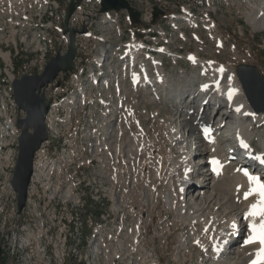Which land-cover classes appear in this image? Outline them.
<instances>
[{
	"label": "rangeland",
	"instance_id": "rangeland-1",
	"mask_svg": "<svg viewBox=\"0 0 264 264\" xmlns=\"http://www.w3.org/2000/svg\"><path fill=\"white\" fill-rule=\"evenodd\" d=\"M64 2L65 0H0V51L6 53L10 58V62H8L0 56V120H2L0 123V145L6 142V136L3 132V119L7 113L9 72L12 71L15 77L23 72L30 60H37L33 51L39 50L43 43H46L47 46L50 44L55 49L63 45L60 40L62 37L55 30L57 27L55 17L51 18L50 13L53 12L54 16H59L60 12L66 8ZM134 3V6L136 5L135 7L141 13L139 23L134 26L123 12L111 15L107 22L101 21L102 17L99 16H94L90 20L89 16H86L82 10H79L76 16L78 20L91 21L90 36L77 38L79 53L73 75L78 76V78L71 82L69 76H65L60 88L51 86L46 92L50 101L56 105H61L58 114H54L60 122L58 123L60 133L57 135L54 131L51 132L48 142L35 159V176L30 188L29 208L25 215L17 217L9 209L1 210L0 208V233L4 236V244L6 245L2 248L0 259L4 264H11V259L7 255L8 253L12 255L14 250H17L18 254L28 255L29 258L24 260V264L26 261L29 264H58L57 259H61L58 257L61 255L56 256L51 243L57 237L62 238L64 234L67 236L65 264H117L115 250L119 245H125L131 241L138 216L140 225L138 248L144 247L147 252L152 254L153 260H158L160 264H213L211 262L216 261L214 257L217 256L212 257L211 253L203 252L194 244L195 236L204 240L205 236L202 235L201 231H195V236H191L190 226L177 222L173 212L168 207L169 205H166L165 199L169 196L167 179L159 185L149 182L148 187L141 186V182L133 183L136 178L139 180V175L137 174V177L134 175L137 173L138 163L145 159L146 155L141 153L137 158L133 155V158L129 159V154H124L121 157V152L115 153L114 146L120 145L121 141L119 142L118 133L116 134L113 129V121L107 127L109 132L106 135L108 140L105 150L108 151H97L96 145L101 137V134L98 133H102L101 120L102 112L105 109L100 106L102 93L101 89L92 85L87 89L88 95L84 100L77 97L76 90L84 79L79 76V73L85 65L89 69L102 72L103 69H98L94 64L98 53L101 51L120 53L134 33L137 39L145 42V49L157 51L154 56L156 62H161L160 69L170 79L174 78L175 82L178 80L177 76L181 75L180 79L191 81L192 75L197 73V70H201L199 65L194 68L191 62L186 61L188 53L216 60L234 71L240 64L252 65L264 77V28H254L251 23L246 21L245 15L247 12H251V6L263 8L264 0H134ZM154 6L156 9L152 11ZM207 10L211 13L209 18L204 17L203 14ZM153 13H155L154 19H152ZM184 13L193 17L194 24L188 25L181 22L182 25H176L177 21L174 16ZM202 18L205 20V24H215L216 30L213 29V34L215 39L221 40L220 46L215 45V41L209 42L211 37L204 30L205 24L196 27ZM259 23L260 21H258ZM199 36H202V42L198 41ZM62 40L64 39L62 38ZM163 58L164 60H162ZM114 60L117 62L115 58ZM105 63L108 64V62ZM148 68H151L150 73L152 74L154 69L151 66ZM184 74L185 77H183ZM128 79L129 77L125 83L121 84L122 91L127 89L136 95L145 94L148 91L131 88ZM116 80L117 77H111L109 84L114 83L116 85ZM197 83L199 82L193 83L192 87L196 88ZM106 95L108 97L114 96L116 90L110 87L106 91ZM67 99L72 100L70 106H65ZM129 99H131L130 96ZM141 99L137 98V100ZM107 100L109 101V99ZM109 103L111 102L109 101ZM185 107L187 105H184ZM143 108L155 110L169 121L173 120L171 112L175 113L172 108H168L165 104L158 107L154 104L145 103ZM176 108L183 111L180 106H176ZM135 113L136 116H139L137 111ZM206 113L208 119L202 122L203 125L210 121L208 126L215 129L217 120L213 121L214 117L212 118L207 110ZM180 115L181 113L178 112L170 125L176 128L177 135L185 139L186 147L189 149L192 139L191 133L187 131L188 128L179 126ZM182 117L187 120L189 116L182 115ZM65 119H69V132L66 136L63 135V128L60 125L61 121ZM141 120L143 122L142 128L147 132L146 138L151 139L155 135L161 137L162 128L166 124L163 118L157 117L154 124L150 123L153 122V119L144 120L141 118ZM181 122L183 124V121ZM246 124L254 127L251 121ZM200 126L196 125V130ZM196 134L198 135L199 132L197 131ZM214 134H217V131ZM127 139L128 133L121 138L123 142ZM250 141L257 152L262 150L260 142H264V125L252 129ZM223 142L224 144L221 145L220 142V145L225 152L229 151L231 144L225 140ZM137 147L141 148L133 144L125 145L124 150L133 153L137 151ZM169 147L171 145H165L161 140L154 142L152 155H155L154 151L158 154L160 150H163L162 152H167V150L176 152L174 148L168 149ZM203 148L205 146L200 147V149ZM190 151L192 153L188 158L194 167L191 168L189 175H193L196 173L195 165L200 162V158L205 159L209 154L207 152L197 154L194 148ZM2 155L0 152V156ZM123 163L126 166H132V171L127 173ZM206 167V164L202 165V169ZM199 168L201 167L199 166ZM128 169L130 168L128 167ZM138 172L140 173V170ZM119 173L121 177L115 181ZM206 174L202 172L195 177L196 184L199 180L209 182L204 180L208 177ZM1 184L0 176V186ZM151 186L157 188V191L151 190ZM132 190L135 191L134 193L154 192L151 195L152 198L142 197V202L147 204L143 203L141 209L135 200L133 211L130 212L131 206L128 202L131 203V200L134 199V194H129ZM213 190L214 185L212 186L211 179V183L203 190L206 198L199 196L196 200L198 190L184 194L185 199L190 203L188 209L193 210L200 201L206 200V209L211 207L210 211L213 212V216H220L224 214V209L229 210L233 207L232 203L234 202L230 198L229 200L226 199L224 205L222 204L223 199H221L222 207L212 209L215 204L213 196H217L214 195ZM191 194L192 199H190ZM157 195L160 200L155 198ZM223 207L225 208L222 209ZM240 208V210H244L242 205ZM206 209L199 212L200 216H211L212 212L208 213L209 210L206 211ZM230 211L232 210L230 209ZM233 211L228 215L230 216L231 213L233 215ZM228 215L223 218H229ZM238 222L237 220L236 224ZM18 225H22V227ZM219 225L218 228L221 227ZM241 226L243 227L242 223ZM15 228L20 230L22 238ZM240 234L235 239V246H241L243 243L242 241L247 235L246 226L244 233ZM99 236L104 237V248H101L100 251L97 248L93 250L92 246ZM179 237L183 238V244H179ZM25 240L31 243L28 251L27 249L23 251V248H27ZM77 242L80 245L76 248ZM60 244V242H56L57 247H60ZM226 249L225 246L218 254L221 256ZM91 250L93 251L90 252ZM238 251L237 248L231 249L228 257L224 259L225 261H220L219 264H244L255 251V246L242 253ZM123 252L125 258L129 259L127 249ZM101 253L108 255L112 262H106L101 257ZM99 257L100 259H98ZM136 257L138 254L133 256V258ZM133 263L135 260H130V264Z\"/></svg>",
	"mask_w": 264,
	"mask_h": 264
},
{
	"label": "bare ground",
	"instance_id": "bare-ground-1",
	"mask_svg": "<svg viewBox=\"0 0 264 264\" xmlns=\"http://www.w3.org/2000/svg\"><path fill=\"white\" fill-rule=\"evenodd\" d=\"M252 7L253 6H251V12H247L245 14L246 21L251 23V25L254 28H259V27L264 28V7L263 8H260L258 6L253 7V10H252ZM203 14H204V17L209 18L211 13L210 11L207 10ZM185 20H187L189 24L195 22L193 18L189 15L186 16ZM258 21H260L259 24H258ZM105 22H107L106 18H105ZM202 24H205V20H203V18L199 20L196 27H199ZM176 25H182L180 18H177ZM213 29L216 30V26L213 23L205 24L204 26V30H206L208 32V35L211 37V40L209 42L215 41V45L220 46L221 40L218 38L216 39L214 38ZM84 36L86 37L88 36V34ZM201 40H202V36H199L198 41H201ZM145 48L146 47L143 46V42L138 41L133 36L126 43V45H124V54H125L124 60L127 59L126 65L128 64L130 65L133 63L134 68H132V66L131 68L130 67L123 68L121 64H119V62H115V60H112V59H109V60L107 59V62L110 65L109 71H111L112 73L110 74L107 73L106 75L95 73L94 76H92L91 78L83 79V81L81 82V84L78 86L76 90L77 92L76 96L84 100L86 98V95H88L87 89L91 87L92 85H95L98 89H101L102 95H100L101 97L100 106L105 109H104V112H102L103 113L102 120H101L102 133H98V134H101V137L99 136L101 140L97 139L99 141V142L97 141L98 144L96 145L97 151H101V150L108 151V150H105L107 149L106 143L108 140V136L106 135L109 132V129H107V127L113 121V124H112L113 129L115 130L116 134L118 133L117 136L120 139L119 142L121 141L120 145L117 144L114 146L115 153L117 151L121 152V157L124 154H129L128 156L129 159H132L133 155L137 158L141 153H145L146 155V158L140 161L137 165V169L140 170V173L137 170V173L134 175V177H137V174H138L140 181L138 180V178H136V180L135 178H133L135 180L133 181V183H136L137 181V182L142 183L141 186H147V184L149 186V182H153L155 185H159V184H162V182H164V180L167 179L168 188H169V196L167 195L168 197L167 198L165 197L166 205H169L168 207L173 212L177 222L185 223L186 225L190 226L189 232L191 236L192 235L195 236V231H198V230H200L202 235L205 236L204 240H201L198 238V236H195L194 244L198 248H200V250H202L203 252L208 251L209 253H211L212 257L217 256V257H214L216 261H212L211 263L213 264L220 263V259L218 258L220 257V255L218 253H220V251L225 247V245H227L228 249L230 250L237 248V250H239L238 251L239 253L246 251V249L250 250L252 247L255 246V251H253V254L250 256V259L248 260L247 263H244V264H248L249 261L254 257L256 250L259 248V245L258 244L243 245L242 243L241 246H235L233 237H236L239 231H241V229H242L241 235L244 233V227L245 226L247 227V221L244 218V213L248 211L249 204L253 203L256 198L250 197L247 200L244 198V192L247 191L249 188V181L247 177L242 173V171H239V170L247 168L248 171L253 173L254 175L258 176V174L251 171V169L245 164L238 165L230 161V158L228 157L227 152H225L224 148H222L221 146L222 144H224L223 141L224 140L227 141V140L225 138H221V136H224V137L229 136L232 139H234V136L232 134L233 133L232 129L235 127L237 130L236 131L237 135H241L242 138H246L247 140H250V138L252 137V129L254 127H259L261 123H262L261 126L264 125V112L263 113L255 112L249 106L248 102L246 101V98H245V95L242 89V85L233 69H230L227 66L220 64L216 60L206 59L197 54L190 53V56L193 58L192 64L194 68H196V66L199 65L201 67V70H197V73H194V75H192L191 81L180 79V77H182L181 75L179 77L177 76L178 80L177 82H175L174 78L170 79L160 69L157 63L158 61L156 62L155 60V56H154L155 53L150 54L149 52L143 50ZM101 53L103 57L108 56L106 51L104 52L101 51ZM41 54L43 55L41 56L39 61L34 60L35 62H33L31 66H28V71H31V69H36L37 72L42 70L45 52H42ZM0 56H2V58L6 59V61L9 62L8 56L6 53L4 54L0 51ZM98 57H100V54H98ZM148 66H151L154 70L152 71V75L146 78L145 76L148 75L151 70V68H148ZM106 70L107 69L105 68V72ZM132 72L140 75L142 83L144 82V80L148 79L147 82H144V86H142V83H141L138 87H136V89L148 90L145 94L141 93L140 95H136L128 91L127 89L122 91V89L120 88L121 84L126 82L127 76L130 75ZM9 76H11V73H9ZM113 76L117 77L116 85H114V83L112 84L110 83L109 85V82H110L109 79ZM183 77H185V74L183 75ZM197 81H203L202 83L205 84V86H207L209 90L211 91L212 94L210 96H212V98H210V102L211 100H219V97H222L227 91H232L235 94L234 99L228 110H223L221 111V113H219L217 109L215 113L214 119L218 120V122L220 123L215 128V131H217V134H214V132H212L211 130L207 136H202V128L205 127L206 125L201 126L198 130H196V127H195L197 124H200L201 122L206 121L207 119L206 109L208 111V107L212 103L211 104L208 103L207 106H205L206 109L204 107L201 113L199 115L196 114L195 116L192 110L184 108L182 105H180V103L179 104L172 103L169 106L167 105V107L172 108V110L175 112V113L171 112L172 113L171 118L173 117L172 121H174L175 115H177L178 112L181 113V115L179 116L180 117L179 126L181 128L183 127L188 128V132L191 133V137L193 140V142L191 143V148H194V146L197 144V149H196L197 154L198 153L202 154L205 152L209 154L208 157H206L205 159L200 158V162L198 163L200 164V166L203 164L207 165L206 171L205 170L204 171L207 173L206 175H208V177H206L204 180H208L209 182H203L202 180H199L200 182H198V184H199L200 190L198 191L196 200L198 199L199 196L201 198H204L206 196L204 195V191H203L204 187L208 186L211 183V179H212V186L214 185L213 191L215 192L214 195H217L216 197L213 196V199H215V204L212 207V209L215 207L217 208H219L220 206L222 207V205L220 204L221 199H223L222 204L224 205V203L226 202V199L229 200L230 198H232L234 203H232L233 207L231 206L232 208L230 209L232 211L235 210L237 212L234 213L235 211H233V215L232 213L230 214L231 217L228 214L232 211H230V209L229 210L224 209L225 207L222 208L224 209L223 210L224 214H221L220 216H213L214 215L213 212L210 211L211 207L206 209V206H205L206 200L200 201L198 206L196 205L194 206L193 210H191L190 208L188 209V206L190 205V203L188 202V200L185 199L186 197L184 196L185 193L183 192V189L186 183H194V180H192V177H190L192 175L189 176L190 170L192 167H194V165L190 163V160L188 158L190 153L188 152V149L186 147L185 140L181 136L177 135L176 128L170 125L172 121H169L163 116H160L155 110L151 111V110H145V108H143V105L145 103L154 104L159 107V105L165 104L163 101V98H164L163 96L166 95L167 90H169L171 87H177L176 89L177 91H182L183 87L185 88L186 86H191L193 83ZM110 87L116 90V95L108 97L106 95V91L109 90ZM188 90L192 91L191 87ZM57 94L58 92L55 94L56 97H57ZM129 96L131 99H129ZM137 98H140V99L142 98V99L137 100ZM107 99H109L111 103H109ZM65 102H66L65 106H70V104L72 103V100L67 99ZM207 102H209V100ZM176 106H180L183 109V111H181L180 108H176ZM224 106H221V109ZM237 106L242 107L240 112L238 113L234 112V109ZM6 107L9 112L8 114L9 117L5 118V125H4L5 132L11 139V142L9 144L14 145L17 132H16L15 127L13 126V123H10V122L9 124L7 123L9 119L12 120V114H17L16 107L13 104V101L11 98H9L6 104ZM59 108H61V105H56V103L52 104L50 113L48 115V121H47L49 131L50 130L54 131V133L56 134H58L60 131L58 129L59 127L58 123L60 122L58 121L57 117L54 116V114L55 113L58 114ZM194 108L195 106H193V110ZM122 110L123 112L121 113ZM136 111L139 114V116H136V113H135ZM182 115L189 116V117L186 120L182 117ZM157 117L163 118V121L164 120L166 121L165 126H163L162 128V135L160 138L159 136L155 135L153 138L148 139L146 138L147 136L146 130L142 128L143 122L141 118H143L144 120L153 119V122H150V123L154 124ZM139 120L141 121L140 123H139ZM68 121L69 119L62 120L60 124L61 127L63 128L64 136H66L69 132V128H68L69 122ZM181 121H183V124H181L182 123ZM249 121H251L253 124L255 123L254 127H250V124H246ZM121 125L122 127H120ZM197 131L199 132L198 135L196 134ZM126 133H128V139L125 142H123L121 138ZM159 139L161 140V142H163V144L171 145V147H169L168 149L174 148L176 152L171 151V150H167V152H162L163 150H160L159 153L157 154L154 151L155 155L153 156L152 155L153 143L160 141ZM220 139L223 141H221ZM220 142H221V145H220ZM130 144L131 145L133 144L134 146H140L141 148L137 147L138 152L136 151L133 153H130L129 151L124 150L125 145H130ZM260 144H261L262 150L261 152H258V154L264 155V142H260ZM147 146H149L148 149H146ZM202 146H205V148L200 149V147ZM109 147L111 146L109 145ZM154 149L156 148L154 147ZM15 157H16L15 150L8 149V151L6 152L5 156L2 159V163H3L2 173H4V176H3V180L1 184V192H0V205H1L0 207L1 208L4 207V205H10V203H12V201L14 200L13 192L9 188L10 186L8 182L9 175L7 173L12 171L14 167ZM214 159L218 162L217 165L213 164L212 161ZM123 165L127 173L132 171V168H131L132 166H126L125 163H123ZM128 167L130 169H128ZM214 167H216L218 170L213 171ZM119 175L120 173L117 175L118 177L116 178L115 181H117L121 177ZM118 184H121V183H118ZM237 185L241 186L239 191L237 190ZM156 189L157 188H154V186H151V190H156ZM134 192H135L134 190L129 192L130 195L134 194V199L131 200V203L128 202L131 206L130 212L133 211V208H134L133 204L135 203V200L139 206V209H141L144 203L142 202L143 201L142 197L146 196L150 198L151 195H153L152 193L154 191L152 193H146L145 191L143 193L142 192L134 193ZM155 198L158 200L160 197L157 195L155 196ZM191 199H192V194H191ZM241 205L244 207L243 211L240 210ZM205 209L206 211L209 210L208 213L212 212L210 217L200 216L199 212L200 211L202 212V210H205ZM234 214H236V216H234ZM227 215L229 216V218L227 217L223 218ZM138 217H137V223L135 225L134 234L131 237V241L127 242V244L125 245H119L115 250V255L117 256V264H130V260L131 261L135 260V263L133 264H148V263L149 264H160L158 260L155 261L152 259V254L150 252H147V250L144 247L140 246L138 248L139 246L138 231H139V226H140ZM237 220L239 222L236 224ZM233 222H235L236 224L235 228L231 227ZM241 223L243 227L241 226ZM219 224L221 225V227ZM218 225L220 228L217 227ZM238 227H242V228L237 230ZM15 229H16V232L19 231L18 234L20 238H22L20 235V230H18L17 228ZM98 238H99L98 242H95V244L97 245L103 243L104 237L99 236ZM178 240H179L178 241L179 244L184 243L182 237H179ZM0 242H1V247L4 248L6 245L4 244V236H2L1 233H0ZM56 242H60L61 244H60V247H57L56 245V252L54 251V253H57L56 256L61 255V256H58V257H61V259H65V257L67 256V253L65 251L66 250V239H58V241ZM78 244L79 243L77 242L76 246H78ZM214 245L219 247L220 250L218 253L214 251L213 249ZM94 247L95 246L93 245V249ZM126 249L129 252V259H126L124 256L123 251ZM24 250H26V248H23V251ZM230 250L227 252L226 255H223L224 257L221 260L222 262H224L225 261L224 259L228 257V255L230 254ZM119 251H121V253H119ZM135 254H138V257L133 258ZM8 258L11 259V262L13 264H24V260L29 257L27 254H18L17 250H14L12 252V255L8 253ZM150 258L151 260L148 261V259ZM26 264H29V263L26 261ZM261 264H264V261H262Z\"/></svg>",
	"mask_w": 264,
	"mask_h": 264
},
{
	"label": "water",
	"instance_id": "water-1",
	"mask_svg": "<svg viewBox=\"0 0 264 264\" xmlns=\"http://www.w3.org/2000/svg\"><path fill=\"white\" fill-rule=\"evenodd\" d=\"M81 0H69L63 19L62 33L68 35V45L64 53L58 48L55 55L50 57L41 74L22 75L12 81L14 102L25 113L24 118H18V156L12 178V188L16 193L18 211L24 207L27 187L32 174L34 153L47 139L45 115L49 110L50 102L46 100L44 89L61 74L68 72L74 66L76 57L75 33H84L85 29L78 30L69 27V19ZM100 12L127 10L133 23L139 21V12L131 8L126 0H101ZM155 15L153 16V18ZM236 75L250 107L255 112H264V78L255 66L238 65ZM60 81L56 82V86ZM0 264H3L0 261Z\"/></svg>",
	"mask_w": 264,
	"mask_h": 264
},
{
	"label": "snow or ice",
	"instance_id": "snow-or-ice-1",
	"mask_svg": "<svg viewBox=\"0 0 264 264\" xmlns=\"http://www.w3.org/2000/svg\"><path fill=\"white\" fill-rule=\"evenodd\" d=\"M222 70V69H221ZM237 111H240L237 108ZM247 147V145H244ZM214 165L218 162L214 159ZM216 167L213 171H217ZM249 181V188L244 192V198L247 200L250 197H255V201L248 206V211L244 213V218L247 221V235L244 237L243 245L258 244L259 248L256 250L255 258L249 261V264H261L264 261V180L259 176L249 172L247 168L240 169ZM241 188L237 185V190ZM231 227L235 228L236 224L233 222ZM198 243V241H197ZM214 251L219 252V247L214 245Z\"/></svg>",
	"mask_w": 264,
	"mask_h": 264
},
{
	"label": "built area",
	"instance_id": "built-area-1",
	"mask_svg": "<svg viewBox=\"0 0 264 264\" xmlns=\"http://www.w3.org/2000/svg\"><path fill=\"white\" fill-rule=\"evenodd\" d=\"M93 4H96V3L94 2ZM31 65H32V64H30L29 66H31ZM16 116H17V114H12V119H13L14 117H16ZM4 207H7V208L10 210V212H12L14 215H16L14 200L12 201V203H10V205H4ZM4 207H2V208H4ZM58 239H66V242H67V236L64 234V235L62 236V238L57 237V238L52 242V246L54 247V251H55V252H56V241H58ZM65 251H66V250H65ZM56 255H57V253H56ZM7 257H8V255H7ZM64 262H65V259H57V263H58V264H64Z\"/></svg>",
	"mask_w": 264,
	"mask_h": 264
}]
</instances>
